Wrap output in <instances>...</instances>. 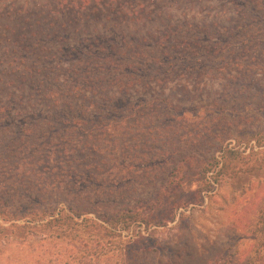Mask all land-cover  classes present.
Returning a JSON list of instances; mask_svg holds the SVG:
<instances>
[{"label":"trees","instance_id":"16d2710c","mask_svg":"<svg viewBox=\"0 0 264 264\" xmlns=\"http://www.w3.org/2000/svg\"><path fill=\"white\" fill-rule=\"evenodd\" d=\"M90 3H94L93 12H105L98 0ZM125 4L133 16L145 11L144 1L104 2L110 12L117 5L116 13L128 15ZM245 6L253 14L250 20L228 31L231 35L233 30L237 32L234 41L238 44L209 45L208 42L205 45L187 41L185 34L178 39L177 32L156 29V34L153 31L141 34L135 43H130L122 33L121 42L106 45H101L97 37L94 43L84 47L60 44L53 49L34 44L21 48L27 54L14 56L7 63L0 60V74L11 77L4 87L8 86L10 91L0 89V241L4 238L25 241L38 231L71 234L80 223L58 207L59 200L65 198L80 205L89 193L104 192L103 187L94 191V187H89L100 180L104 183V178L111 181L113 189L118 183L127 184L129 193L137 190L138 182L149 187L160 180L152 197L141 198L107 219L109 224L121 222L125 228L136 222L161 225L167 216L170 222L176 205L173 203L171 207L170 202L191 191L188 185L191 178L196 177L201 185L189 193L202 200V187L208 188L211 180L239 152L223 145L211 152L213 141H220L219 131L185 128V117L198 118L205 105L190 113L187 108L156 96L139 99L134 105L128 95L136 83L167 87L174 77L180 80L198 75V82L217 76L233 83L223 86L224 90L231 88L229 95L212 102L219 111L223 107L219 102L247 96V79H250L247 60L257 50L264 65V49L251 46L247 40L253 37L243 27L264 22L258 18L260 10H264V0L247 1ZM206 26L203 31H208ZM226 30L216 31L217 35L226 37L222 34ZM167 39L175 42L166 43ZM16 51L13 49L12 53ZM125 55L128 61H124ZM61 72L65 75H59ZM1 76L0 83L4 80ZM260 93L264 97L263 91ZM248 108L264 112V105ZM129 111L130 115H126ZM127 122L125 127L123 124ZM245 134L247 142L255 140L257 145H262L263 130L242 133ZM209 152L208 157H200ZM193 169L194 177L186 175ZM117 188L119 193L120 186ZM43 195L48 196V204ZM1 220L9 224L4 225ZM250 234L255 242L250 249L243 253L235 249L215 264H230L235 257H239V264H264V207L256 224L250 226Z\"/></svg>","mask_w":264,"mask_h":264},{"label":"rangeland","instance_id":"374dc122","mask_svg":"<svg viewBox=\"0 0 264 264\" xmlns=\"http://www.w3.org/2000/svg\"><path fill=\"white\" fill-rule=\"evenodd\" d=\"M98 1L101 2L100 8L105 9L104 13L93 12L95 7L90 0H0V60L7 63L14 56L18 58L27 54L21 48L34 44L53 49L60 44L84 47L94 43L97 37L101 45H106L107 42H121L122 33L128 36L130 43H135L141 34L146 35L149 31L156 34V29L177 32L178 39L185 34L187 41L205 45L208 42L209 45L238 44L234 41L237 35L234 30L253 15L250 7L245 6L251 0H129L146 3L145 11L134 16L128 4H125L128 15H122L116 13L117 5L110 12L109 6H104L105 0ZM120 2L124 4L125 0ZM55 6L59 8L55 9ZM263 15L264 10H260L259 21L264 20ZM213 23L217 25L213 26ZM253 24L251 28L243 27L248 36L253 37L247 41L252 47L264 49V22ZM205 26L208 31H203ZM224 28L227 30L222 34L226 37L217 35L216 31ZM231 29H234L232 35L228 32ZM105 35L111 39L118 35V38L112 41L105 39ZM208 35L213 37L205 39ZM173 42L174 39L166 40V43ZM13 49L17 50L15 54ZM124 61H128L127 55ZM231 74L235 75V71ZM0 75L4 79L0 89L10 91L8 86L4 87L11 77ZM59 75H65V72ZM247 77H250L247 79V96L237 101L219 102L223 105L221 111L211 104L224 94L229 95L231 88L224 90L223 86L233 83L217 76L201 82H198V75L180 80L174 77L167 87L158 83H136L130 88L128 98L134 105L139 99L151 96L169 99L190 113L205 105L198 118L185 117V128L190 131L194 126L202 132L219 131L220 141H213L211 152L222 145L239 152L231 157L226 168L210 179L208 188L202 187V200L189 193L201 185L196 177L191 178L188 184L191 191L170 202L171 207L176 203L170 222V216H167L161 225L136 222L125 228L123 223L109 224L107 219L141 198L152 197L160 180L149 187L138 182L137 190L129 193L127 184L118 183L113 189L111 181L104 178V183L100 180L89 186L94 187L93 191L103 187L104 192L87 193L80 205L71 204L65 198L59 200L58 207L80 223L74 232L58 235L38 231L25 241L4 238L0 241V264H215L235 249L240 253L250 249L255 243L250 226L256 224L258 213L264 207V136L259 146L255 140L247 142V135H242L244 132L264 131V112L248 108L250 105L254 108L264 105V97L260 96V92L264 93V65L257 50L247 60ZM255 92L259 94L254 95ZM246 104L247 110H243ZM130 113L126 112V115ZM127 124L123 125L127 127ZM252 150L262 152L255 155ZM186 173L190 177L195 175L194 169ZM43 198L48 204V196L43 195ZM1 223L9 224L2 220ZM238 260L239 257H235L230 264H239Z\"/></svg>","mask_w":264,"mask_h":264}]
</instances>
